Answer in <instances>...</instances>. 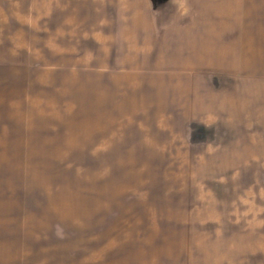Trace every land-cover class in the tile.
Listing matches in <instances>:
<instances>
[{
  "label": "rangeland",
  "instance_id": "1",
  "mask_svg": "<svg viewBox=\"0 0 264 264\" xmlns=\"http://www.w3.org/2000/svg\"><path fill=\"white\" fill-rule=\"evenodd\" d=\"M233 9L0 0V264H264V129L221 81Z\"/></svg>",
  "mask_w": 264,
  "mask_h": 264
},
{
  "label": "crops",
  "instance_id": "2",
  "mask_svg": "<svg viewBox=\"0 0 264 264\" xmlns=\"http://www.w3.org/2000/svg\"><path fill=\"white\" fill-rule=\"evenodd\" d=\"M222 4L236 9L235 18L238 22L236 27L221 32V58H224L222 60H236L233 61L235 64H230L235 65L234 70H225L223 67L221 81L223 83L232 81L233 78L225 74H235L237 83H248V89L245 91L243 88V94L238 91L237 107H241L242 110L238 109L237 115L240 117L246 114L255 115L257 123L260 120L259 124L262 126L254 125L252 128L262 130L264 129V76H260L259 73H264V0H222ZM206 39L203 38L201 41L208 42L209 39ZM189 42L197 43L194 37H190ZM226 64L223 63L222 66ZM244 65L256 67L261 72H256L254 75L243 74L244 70L241 68ZM245 76L248 79L242 78Z\"/></svg>",
  "mask_w": 264,
  "mask_h": 264
}]
</instances>
